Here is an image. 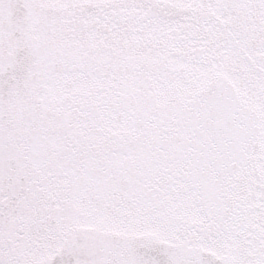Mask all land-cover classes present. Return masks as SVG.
Wrapping results in <instances>:
<instances>
[{
    "label": "snow or ice",
    "instance_id": "snow-or-ice-1",
    "mask_svg": "<svg viewBox=\"0 0 264 264\" xmlns=\"http://www.w3.org/2000/svg\"><path fill=\"white\" fill-rule=\"evenodd\" d=\"M0 264H264V0H0Z\"/></svg>",
    "mask_w": 264,
    "mask_h": 264
}]
</instances>
